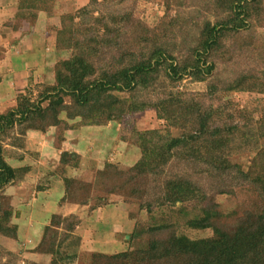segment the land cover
Masks as SVG:
<instances>
[{
  "label": "trees",
  "instance_id": "1",
  "mask_svg": "<svg viewBox=\"0 0 264 264\" xmlns=\"http://www.w3.org/2000/svg\"><path fill=\"white\" fill-rule=\"evenodd\" d=\"M208 2L218 7L217 19L205 24L196 48L185 47L187 58L182 57L185 44L176 43L178 47L172 51L168 47L167 28L164 29L167 24L163 20L147 34L134 25L133 16L110 14L99 8L90 10L92 5H87L73 30L57 31L60 50L71 49L74 53L55 66V83L40 86L42 92L33 100L28 95L17 96L16 106L0 114V193L31 172L30 167L13 168L7 163L3 145L6 139H13L18 150L24 148L25 136L32 131L43 132L62 124L66 127L65 123L70 125L75 119L82 122L80 127L65 130L104 127L147 110H154L159 120L178 132L179 136L173 134L168 138L160 130L138 134L142 156L132 168L121 173L128 182L127 189L121 192L139 199L150 213L158 208L162 214L149 231L137 230L131 236V240H144L145 236L147 242L116 254L94 252L90 264H264V122L246 130L236 125L230 127L224 124L228 116L222 109L205 107L187 92H174L188 78L205 81L216 68L215 59L224 57L217 55L226 50L225 41L231 33L247 29L254 14L258 15L253 5L259 0ZM20 8L19 5L18 12L25 10ZM16 15L20 19H37V14L29 12ZM228 58L231 57L227 55ZM250 78H238L233 91L256 90L264 94V77L254 74ZM218 86L211 84L208 90L216 91ZM152 91L155 99L143 96ZM64 112L67 122L60 116ZM231 134H236L242 143L235 146L238 138ZM235 149L255 153L247 171L231 161ZM80 162L75 153L63 151L60 155L58 165L63 166L64 175L53 173L49 181V187L58 182L64 188L60 204L75 195L76 180L67 177L66 169H76ZM180 162L206 166V180L196 181L189 165L183 174L169 176L168 170ZM119 171L109 163L101 169L99 183L108 192L117 191L111 176ZM227 181L233 186H245L252 193L250 208L234 220L216 201L230 193L226 190ZM82 203L77 204H88L87 200ZM173 206H178V210ZM13 216L0 207V236L16 240ZM80 220L75 215L53 214L36 253L49 256L50 264H76L81 237L75 232ZM182 222L186 229L210 231V236L190 238L179 231Z\"/></svg>",
  "mask_w": 264,
  "mask_h": 264
},
{
  "label": "rangeland",
  "instance_id": "2",
  "mask_svg": "<svg viewBox=\"0 0 264 264\" xmlns=\"http://www.w3.org/2000/svg\"><path fill=\"white\" fill-rule=\"evenodd\" d=\"M96 1L97 3H94V0H14L13 4L9 0H0V9L6 7L10 9V11L7 9V12H2L5 16L9 14L8 17L2 18L9 33L12 34L14 31L10 30L17 28L19 32L16 33L25 38L41 36L47 45V52L52 55V59L48 61L51 65L41 72V77L35 85L27 88L16 84L7 87L9 90H15V98L10 103L12 93L10 97L5 94L1 100L0 112L4 114L16 106L17 96L24 94L33 100L41 94V88L44 85L52 86L55 83V66L70 59L74 53L71 49L60 50L57 46V31L61 28L73 30L75 24L82 19V8L87 5H92L90 10L99 8L110 14L115 12V15L133 16L134 25L138 26L141 32L145 30L147 34L155 31L163 20L165 25L167 24L164 29L167 28L165 35L168 47L172 51L177 46L176 43L185 44L183 48L185 55L182 56L185 58L188 56L185 47L196 48L205 24L215 22L218 16V7L210 4L208 0ZM19 5L25 10L18 12ZM253 6L257 8L258 15L254 14L247 29L231 33L225 41L226 50L217 55V57H224L215 59L216 68L213 73L206 76L203 82L191 81L188 78L174 89L175 93L187 92L189 96H195V100L205 107L211 108L212 105L214 109H222L228 116L224 124L230 127L236 125L242 130L248 129L249 126L256 128L257 123L264 122V94L256 90L233 91V85L236 84L238 78L242 79L245 76L250 78L254 74L258 78L264 77V0H259ZM28 12L33 15L37 14V19L16 17L17 13L28 15ZM97 15L98 13L95 12L94 16L97 17ZM177 22L178 26L175 27ZM3 39L5 40L2 41L0 36V59L5 56L3 54L5 49H10L11 46L7 44L8 38ZM232 52H234L233 56H231ZM227 55L231 58L227 59ZM22 65L28 73L39 68L31 62ZM211 84L219 85L218 89L208 90ZM154 94L155 92L152 91L143 96L149 97ZM155 98L156 95L153 99ZM66 101L69 103V98H66ZM60 116L67 122L66 112ZM81 123L80 119H75L70 122L71 126L67 122L66 127L62 124L56 128L48 127L43 132H29L25 136L24 148L18 150L14 148L13 139L3 141L7 163L13 168L30 167L31 172L22 181H14L7 185L0 193V207L12 212L14 215L12 224L17 227L18 232L16 240L0 236V264H50V257L37 254L35 249L53 214L75 215L81 219V224L75 232L81 237L79 258L76 264H90L94 252L116 254L144 244L147 242L145 236L144 240H131V236L137 230L149 231L161 219L162 214L158 208L150 213L139 199L121 192L127 189L125 185L128 184L121 173L132 168L142 156V151L138 146V134L149 130H160L161 134L168 138L173 134L178 135L176 129L169 128L164 120H159L154 110L128 116L121 123L111 122L104 127L65 130L68 127H80ZM231 135L237 137L239 132L237 135ZM66 140L70 142H68L69 152L77 154L81 162L76 169H66L67 177L76 180L73 187L75 195L72 199H67L66 202L60 204L64 188L57 184L58 182L49 187V181L53 173L64 175L63 166L58 165L61 153L57 161L53 160L56 158H52L49 152H53L55 145L60 147ZM238 140L234 142L235 146L242 143V140L239 138ZM45 146L50 148L45 151ZM254 155L255 153L247 149H235L231 161L243 171H247ZM106 163L116 165L120 170L118 174L113 172L111 176L112 184L117 188V191H113L114 193L108 192V188L99 183V173ZM187 165L189 164L181 165V162L179 166L175 164L168 170V175L183 174ZM189 166L193 172L191 176L196 181L206 180L208 176L205 173L206 166L202 164H190ZM163 177L167 176L163 175ZM230 182H226V190L228 189L230 193L219 196L216 201L222 211L231 215L228 218L234 220L241 216L242 211L250 208L249 200L252 193L249 188L233 186ZM103 199L104 202H102ZM86 200L87 206L77 204ZM173 208L178 210L179 207L173 206ZM178 227L182 234L190 238L210 236V231L196 232L186 229L183 222ZM165 236L167 234L163 238Z\"/></svg>",
  "mask_w": 264,
  "mask_h": 264
},
{
  "label": "crops",
  "instance_id": "3",
  "mask_svg": "<svg viewBox=\"0 0 264 264\" xmlns=\"http://www.w3.org/2000/svg\"><path fill=\"white\" fill-rule=\"evenodd\" d=\"M9 1L14 4V0ZM7 9L8 11H10L8 7L0 9V36L2 38V41L5 40L3 38H8L7 44H11L10 49L7 48L3 52V54L5 55L3 59H0V106L2 103L1 100L5 96V94H8V97H10L12 93L10 103L12 99L15 98L14 94L16 92L14 89L9 90L7 88L9 85H21L22 88H27L35 85L37 83V80L41 77V72L46 70L48 66L51 65L50 63H48L49 59H52V55L50 52H47V45L43 42L41 36H36V38L27 36L25 38V36H20L17 34L19 30L14 31L15 33L13 32L12 34L9 33V31L5 28L3 24L4 22L2 20V18L9 16V14L5 16L2 13L4 11L7 12ZM38 19H42V17H38ZM37 42H39L38 45ZM26 62H31L39 66V68L36 71L33 70L32 73H28V71H26L24 66L22 65ZM0 113H2V111ZM68 142L69 141L66 140L60 147H56L55 145L54 149L56 151H54L53 149V152H49V155L52 156V158H56L53 160L58 161L59 155L60 153H62V151H69L68 145L70 142ZM50 147L45 146V151Z\"/></svg>",
  "mask_w": 264,
  "mask_h": 264
}]
</instances>
